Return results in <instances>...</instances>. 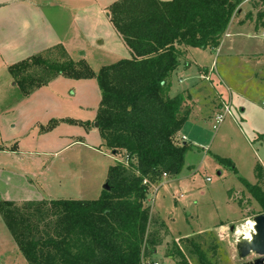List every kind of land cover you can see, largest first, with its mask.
<instances>
[{"label":"rangeland","instance_id":"obj_1","mask_svg":"<svg viewBox=\"0 0 264 264\" xmlns=\"http://www.w3.org/2000/svg\"><path fill=\"white\" fill-rule=\"evenodd\" d=\"M112 1L77 0V12L71 14L73 24L64 22L61 31L69 56L85 59L95 72L130 56L106 16L109 5L106 9L102 6ZM240 6L220 47L189 48L186 58L190 65L184 67L185 60L182 61L172 76V91L187 89L191 102V116L183 125L184 141L191 148L185 153L177 178L161 184L162 179L152 187L150 230L159 228L161 219L167 233L159 231L163 240L151 256L157 264H200L197 254L190 251V243L198 245L212 264H244L256 258L250 254L241 259L236 242L241 236H251L253 217L261 211L243 182H257L258 164L262 168L259 185L264 190V17L257 16L264 8V0L246 1ZM43 56L53 61L60 53ZM40 68H29L25 74ZM47 76L48 72L42 69L34 74L37 81ZM89 79V83H76V87L68 89L67 99L61 96V105L47 93H36L26 99L24 107L13 109L11 117L20 133L17 145L26 153L20 161L13 159L11 164L0 165V199L49 203L59 199L94 200L100 196L109 166L123 159L102 145L95 126L96 112L86 108L96 107L100 97L96 79ZM28 80L27 77L25 81ZM16 86L0 88L1 107L23 95ZM47 87L58 95L62 85L52 82ZM226 106L229 113L217 123L215 116L224 113ZM51 111L57 115L68 112L72 118L88 122L69 126L60 125V121L57 131L48 137L29 133L33 119L41 117L46 125L53 119L46 118ZM35 127L40 130L39 124ZM72 141L76 142L63 148ZM1 145H5L3 139ZM6 158L1 156L0 161L6 162ZM177 247L184 253L176 252ZM0 264H28L1 216Z\"/></svg>","mask_w":264,"mask_h":264},{"label":"trees","instance_id":"obj_2","mask_svg":"<svg viewBox=\"0 0 264 264\" xmlns=\"http://www.w3.org/2000/svg\"><path fill=\"white\" fill-rule=\"evenodd\" d=\"M243 2L115 0L108 7L109 20L128 48V58L95 72L85 59L74 60L56 45L44 52L59 51L56 60L38 53L8 66L23 95L56 75L95 78L101 95L95 120L102 145L123 159L109 166V190L94 200L0 199V216L28 264L153 263L151 256L163 240L159 231L167 233L161 219L159 228L150 230L152 187L164 177L177 176L191 148L178 136L191 102L183 91L170 94L172 75L188 48L219 47ZM257 16L264 17V8ZM35 67L48 72L47 78L35 80L40 70L25 74ZM60 121L52 119L40 129L50 130ZM261 174L258 164L257 182L243 180L261 207L257 214L264 212ZM190 245L200 264H212L198 245ZM176 252L184 253L178 247Z\"/></svg>","mask_w":264,"mask_h":264},{"label":"crops","instance_id":"obj_3","mask_svg":"<svg viewBox=\"0 0 264 264\" xmlns=\"http://www.w3.org/2000/svg\"><path fill=\"white\" fill-rule=\"evenodd\" d=\"M114 1L115 0H113L112 2ZM163 1H167V0H163ZM75 2H77V0H55V1L0 0V88L4 87L5 85L16 86V82L12 78L10 72L8 71V66L12 64L22 61L34 54L44 53L46 50L56 45H61L65 49L67 54H69L65 43L66 41L64 37H62L63 34L61 33V31L64 29L63 27L64 22L69 21L71 25L74 22V18L71 16V14L77 12V9L75 8V6L77 5H75ZM112 2L104 3L105 5L102 6H104V8L106 9V7L110 5ZM104 8L103 11L106 13V10H104ZM187 51H189V48L187 49ZM184 60L185 62L183 66L184 67L189 66L190 61L186 58V56ZM180 66L181 64L179 65V67ZM89 80L91 79H73L68 77L64 78L61 75H56L47 82V85L52 82L61 83L62 88L59 91H57L58 95L50 92V90H48L47 85L44 84L33 90L34 91V92L32 91L33 93L30 92L27 95L19 94L18 98L14 97L11 103L8 106H4V107H1V103H2L1 102L2 90H1L0 118L2 117L4 122L0 123V139L4 140L5 145L0 146V157L5 156L7 157L6 158L7 160L6 162L0 161V165L7 164L8 162H9L8 164H11L13 159L20 161L24 156V154L26 153L24 150H21L17 145V141L19 140L18 137L20 133H19V128L14 122V119H12L11 117L14 108L17 109L19 105L24 107L26 104L25 103L26 99L31 94H36V93H38V95L39 94L44 95V93H47L51 96V99L58 101L59 104L61 105L62 104L61 96L62 98H66L67 96L66 93L68 89L72 90L71 89L72 87H76V83H81V82L85 83L84 81H86V83H89ZM86 86H88V84H86ZM181 91L186 93L187 89ZM177 92H180V90L173 92L172 88L170 89V94L172 95L176 94ZM99 96L100 97H98L96 107L94 108L91 106L86 107L89 111L93 109L95 110L96 113L94 114L93 112L94 119L96 118L97 109L101 98L100 93ZM46 106L48 107L49 103L46 104ZM49 111L50 110H46V112ZM67 114L68 112H65V114L61 113L57 115V112L51 111L50 113H46V115H48V117L46 118L50 120L52 118L54 119L55 117L56 118L58 117V119L63 120L59 123L60 125L70 124V125L80 126L82 123H85L86 121L88 122V119L86 121L82 119H75ZM43 122L44 119L41 117L36 121L35 119H33V123L30 125L31 131H29V133L31 132L34 137L41 138L44 135L48 137L50 134H53L57 131V126L59 124L53 129L47 130L46 132H43V130L41 129L39 130L38 127H35L34 129L35 125L39 124L40 126H42ZM20 130H21V126H20ZM32 130L34 132H32ZM178 136L180 138H183V140L185 139V135L183 133V126L178 132ZM12 140L16 141L14 145L11 143ZM76 141H72L68 145H65L63 148H66L67 146H69L70 144ZM176 178L177 176L164 177L161 184H163L164 181L175 180ZM7 200H11V199H7Z\"/></svg>","mask_w":264,"mask_h":264},{"label":"water","instance_id":"obj_4","mask_svg":"<svg viewBox=\"0 0 264 264\" xmlns=\"http://www.w3.org/2000/svg\"><path fill=\"white\" fill-rule=\"evenodd\" d=\"M109 16V13H107ZM98 126V122H95ZM103 190H109L107 182L102 186ZM236 249L241 259L248 257L250 254H255L256 258L247 261L244 264H264V212L253 217V233L249 238L241 236L236 242Z\"/></svg>","mask_w":264,"mask_h":264},{"label":"built area","instance_id":"obj_5","mask_svg":"<svg viewBox=\"0 0 264 264\" xmlns=\"http://www.w3.org/2000/svg\"><path fill=\"white\" fill-rule=\"evenodd\" d=\"M246 1H251V0H244V2H246ZM262 34H263V36H264V31H263ZM225 113H229V107H228V106L225 107V109H224V113H222V114H217V115L215 116V120H216L217 123H219V122L223 119ZM207 180H209V179L207 178ZM144 182H145V181H144ZM151 200H152V198L150 199V202H151ZM152 264H157V262H153Z\"/></svg>","mask_w":264,"mask_h":264},{"label":"bare ground","instance_id":"obj_6","mask_svg":"<svg viewBox=\"0 0 264 264\" xmlns=\"http://www.w3.org/2000/svg\"><path fill=\"white\" fill-rule=\"evenodd\" d=\"M245 238H246V236H245ZM247 239V238H246Z\"/></svg>","mask_w":264,"mask_h":264}]
</instances>
